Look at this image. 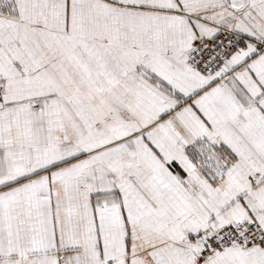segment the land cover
<instances>
[{
  "label": "crops",
  "instance_id": "1",
  "mask_svg": "<svg viewBox=\"0 0 264 264\" xmlns=\"http://www.w3.org/2000/svg\"><path fill=\"white\" fill-rule=\"evenodd\" d=\"M222 28L247 41L189 68ZM254 40L264 0H0V264H195L196 232L264 231Z\"/></svg>",
  "mask_w": 264,
  "mask_h": 264
},
{
  "label": "built area",
  "instance_id": "2",
  "mask_svg": "<svg viewBox=\"0 0 264 264\" xmlns=\"http://www.w3.org/2000/svg\"><path fill=\"white\" fill-rule=\"evenodd\" d=\"M246 41L239 32L222 28L215 36L203 38L191 47L187 54V64L192 70L210 75L224 65ZM252 43L257 53L264 52V41L254 40ZM1 100L0 90V102ZM192 238L195 241H203V248L196 257L195 264H203L206 259L234 246H264V231L254 220L227 225L217 230L199 231L193 234Z\"/></svg>",
  "mask_w": 264,
  "mask_h": 264
}]
</instances>
